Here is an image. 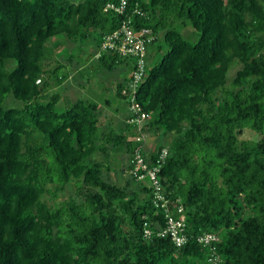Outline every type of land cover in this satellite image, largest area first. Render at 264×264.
Returning <instances> with one entry per match:
<instances>
[{"label": "trees", "instance_id": "trees-1", "mask_svg": "<svg viewBox=\"0 0 264 264\" xmlns=\"http://www.w3.org/2000/svg\"><path fill=\"white\" fill-rule=\"evenodd\" d=\"M120 1L0 0V264H210L213 252L197 242L207 232L219 236V264H264V0H126L124 14L106 9ZM127 18L154 36L137 92L150 114L142 132L160 142L151 153L129 139L138 133L122 94L138 60L103 49ZM189 25L200 34L194 44L180 31ZM159 33L168 49L148 69ZM59 36L77 53L90 48L101 72L129 69L116 87L127 105L118 131L101 126L94 101L57 110L62 96L50 90L68 75L44 64ZM245 129L260 138L240 142ZM139 146L150 167L168 149L159 180L171 210H184L182 248L157 236L166 219L147 184L111 177L112 152L127 151L130 171ZM68 188L73 196L58 202Z\"/></svg>", "mask_w": 264, "mask_h": 264}, {"label": "rangeland", "instance_id": "rangeland-1", "mask_svg": "<svg viewBox=\"0 0 264 264\" xmlns=\"http://www.w3.org/2000/svg\"><path fill=\"white\" fill-rule=\"evenodd\" d=\"M190 43L194 44L199 40L200 34L195 32L191 25L181 28L180 30ZM159 43L150 47V57L148 58V69L160 62L164 53L167 51V45L162 40V33L158 34ZM161 43L162 52H157L158 45ZM77 45L70 43L63 36L54 39L48 50L47 60L45 61V70L53 71L59 65L64 67L58 71L57 77L64 74L68 75V79L58 88H52L50 91L59 93L62 96L61 101L57 104L58 111H65L67 104L78 99L90 100L98 103L103 107V115L101 118V126L107 124L111 129L119 130L120 122L126 117L127 105L116 95V87L119 82H126L130 78L129 69L124 65L118 66V71L115 73L101 72L97 69L95 57L91 55V49L84 47L83 51L77 53ZM73 55V61H69V56ZM240 68L237 62L231 69L230 77H234L236 71ZM55 76V77H56ZM46 80L52 79L49 74L46 75ZM132 136H129L131 140ZM260 138V135L250 129H245L238 136L240 142H253ZM172 140V135L166 138V144L169 145ZM159 139L155 136L145 135L143 146L146 152H154L159 147ZM131 156L126 150L113 151L110 158L111 177L123 186L125 180L129 176V170L126 168L130 165ZM74 189L68 188V191L61 197L58 202L68 200L74 194ZM50 205L53 204L50 197L46 198Z\"/></svg>", "mask_w": 264, "mask_h": 264}, {"label": "built area", "instance_id": "built-area-1", "mask_svg": "<svg viewBox=\"0 0 264 264\" xmlns=\"http://www.w3.org/2000/svg\"><path fill=\"white\" fill-rule=\"evenodd\" d=\"M127 1L121 0L119 5L108 4L106 9L114 10L118 14H124ZM138 12V11H137ZM140 13V12H139ZM130 19H125L120 29L107 36L103 49L109 50L120 57H135L138 60L137 68L132 74L130 84L122 90V94L128 100L131 117L129 123L132 124L138 135L132 138L137 144H143L145 135L142 126L150 117L143 107L137 102V92L140 83L145 78V65L148 45L153 41L154 36L150 28H141L138 31L132 27ZM40 83V80L38 81ZM143 142V143H142ZM168 157V149H163L160 153L159 163L150 167L142 154V147L139 146L133 151V167L129 171L137 181L147 184L153 194L154 206L165 215L166 227L157 233L158 237H169L177 248L184 247L188 242L186 234V217L182 207H178L177 213L170 208V200L163 191V186L159 180L161 167ZM153 232L144 224V237L151 238ZM199 245L210 249L213 254L209 258L210 264H219L220 258L216 255V243L219 236L215 233H204L197 238Z\"/></svg>", "mask_w": 264, "mask_h": 264}]
</instances>
